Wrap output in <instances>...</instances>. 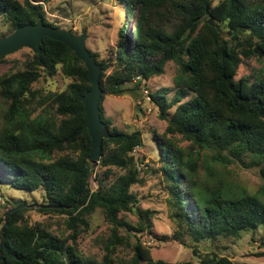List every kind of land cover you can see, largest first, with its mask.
<instances>
[{
	"label": "trees",
	"instance_id": "trees-1",
	"mask_svg": "<svg viewBox=\"0 0 264 264\" xmlns=\"http://www.w3.org/2000/svg\"><path fill=\"white\" fill-rule=\"evenodd\" d=\"M123 4L126 22L110 55L100 58L90 52L101 69L100 111L110 129V137L103 140L100 165L126 172L105 190L102 183L96 190L90 188L95 169L89 160L92 141L84 127L82 102L92 88L88 70L66 44L45 37L41 53H33L23 68L0 75V104L3 99L8 105L0 106L4 123L0 166L14 173L6 181L16 189H42L45 202L39 210L67 214L72 238L80 226L89 224L88 216L101 208L112 225L106 260L120 245H131L129 235L120 234V229L150 230L146 216L138 226L120 217L121 212L140 209L131 187L140 182L133 150L144 144L143 134L112 126L104 117L102 102L106 94L136 93L142 88L167 121L157 141L170 195L168 207L183 229L175 237L183 243L188 235L198 245L264 228V184L259 193L242 189L239 195L227 197L224 181L209 188L202 183L199 169V153L205 150L221 162L237 159L243 166L258 167L264 182V63L253 81L236 79L241 56L264 57V0H122ZM0 18L11 27L10 34L39 20L60 27L47 20L43 3L32 0H0ZM4 59L0 56V61ZM169 63L175 64L173 82L179 92L172 100L160 86L149 89V81L163 75ZM58 66L72 81L66 90L43 96L33 83L41 76H54ZM187 92L193 97L183 102ZM46 104L50 105L45 106L48 117L33 115ZM178 135L193 145L191 150L179 145L174 139ZM20 205L8 210L4 220L0 217V229L8 221L0 232V264H104L86 258L48 225L31 222L28 208ZM133 250L132 257L121 264H234L214 253L201 256L200 262L154 259L140 241Z\"/></svg>",
	"mask_w": 264,
	"mask_h": 264
},
{
	"label": "rangeland",
	"instance_id": "rangeland-1",
	"mask_svg": "<svg viewBox=\"0 0 264 264\" xmlns=\"http://www.w3.org/2000/svg\"><path fill=\"white\" fill-rule=\"evenodd\" d=\"M34 3L41 2L47 14V20L61 28L72 30L74 34H81L83 28H87V48L97 52L100 58H106L116 46L118 32L126 20L125 4L122 0H32ZM129 30V29H128ZM127 30V32H128ZM11 27L0 18V36L9 35ZM130 32H128L129 34ZM33 51L24 47L17 52L6 56L0 61V75L8 71H17L23 68L24 63L32 58ZM242 62L236 73V79L243 77L254 80L264 63V57L253 55L249 58L241 56ZM175 64L169 63L163 75L156 76L149 81V89L154 91L160 86L165 89L168 99H173L179 94L174 86L173 73ZM71 78L65 77L61 67L54 76L44 75L33 83L34 88L40 90L43 96L49 92L63 91L68 88ZM138 92V93H137ZM136 93L123 95L104 96L102 106L104 117L111 120L112 126L131 132L141 130L144 144L133 150L136 166L139 170L140 182L131 187L138 200L139 210L121 212L120 217L129 224L138 226L142 216L148 218L147 224L150 230L143 232L134 230L127 232L120 229L119 233L128 236L131 245H120L116 252L106 260V245L109 242L112 225L105 218L101 208H97L88 216L89 224L80 226L75 238L73 230L68 226V215L62 213L44 214L39 210L45 202V192L42 189L28 191L11 187L6 180L14 178V173L0 166V217L5 219V213L17 203L23 208H28L26 215L33 223L42 222L49 226L50 231L56 235L68 239V244L77 246L86 258L96 259L104 264H121L124 260L132 257L133 245L140 241L151 250L154 259H163L170 262L193 261L200 262L201 256L206 253H214L228 257L234 264H264V228L255 232H245L240 238L220 237L218 240L196 243L185 235V242H180L175 236L182 231L168 207L169 190L167 182L161 172L163 162L160 158V148L157 138H160L167 127V121L161 119V109L151 103L145 90H137ZM193 97L191 92L184 94L183 102ZM0 106H8L2 99ZM35 106V105H34ZM50 106L49 104L44 105ZM43 108V107H42ZM39 108L33 115L40 114L48 117L47 108ZM42 110V111H41ZM53 114L54 109H50ZM173 108L171 112H173ZM4 126L3 110H0V129ZM180 146L191 150L193 145L180 135L174 136ZM200 154V178L204 185L217 187L224 181L223 193L227 197L240 194L242 189L259 193L264 184L258 167H246L237 159L232 162H221L211 157L210 151L203 150ZM208 159V162L205 160ZM101 162V160H100ZM100 162L94 167L95 173L90 178V188L96 190L102 183V189H107L116 181L119 175L126 172L125 169L110 165L103 167ZM96 172L98 176H96ZM150 212L147 213L146 211ZM6 221H3L4 223ZM2 228V227H1ZM1 232V229H0ZM194 249L199 253L195 254Z\"/></svg>",
	"mask_w": 264,
	"mask_h": 264
},
{
	"label": "water",
	"instance_id": "water-1",
	"mask_svg": "<svg viewBox=\"0 0 264 264\" xmlns=\"http://www.w3.org/2000/svg\"><path fill=\"white\" fill-rule=\"evenodd\" d=\"M210 24H213L212 20ZM45 37L66 44L75 52V55L88 70L92 88L82 97V102L86 113L84 127L88 129L92 141L89 160L95 167L102 158L103 140L110 137V129L101 117L100 101L103 96L100 82L101 69L95 56L87 48V28H83L81 34H74L72 30L47 25L43 20H39L35 24H25L17 27L9 35L0 36V56H9L24 47L30 48L34 53L39 54L42 51V40ZM7 223L6 220L1 232L4 231ZM1 246L2 243L0 242V248Z\"/></svg>",
	"mask_w": 264,
	"mask_h": 264
}]
</instances>
